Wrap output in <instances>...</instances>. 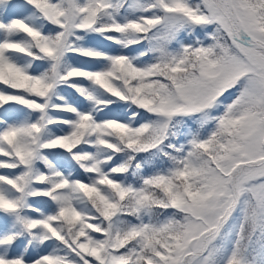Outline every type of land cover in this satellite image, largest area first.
Instances as JSON below:
<instances>
[{"label": "snow or ice", "instance_id": "1", "mask_svg": "<svg viewBox=\"0 0 264 264\" xmlns=\"http://www.w3.org/2000/svg\"><path fill=\"white\" fill-rule=\"evenodd\" d=\"M0 170V264H264V0H0Z\"/></svg>", "mask_w": 264, "mask_h": 264}, {"label": "trees", "instance_id": "2", "mask_svg": "<svg viewBox=\"0 0 264 264\" xmlns=\"http://www.w3.org/2000/svg\"><path fill=\"white\" fill-rule=\"evenodd\" d=\"M66 94L69 95L70 97H73V98L75 97V93L72 90H68ZM0 171H3V170H0Z\"/></svg>", "mask_w": 264, "mask_h": 264}]
</instances>
